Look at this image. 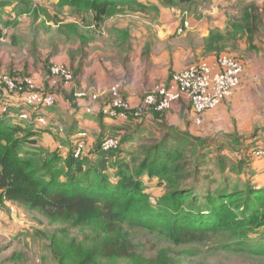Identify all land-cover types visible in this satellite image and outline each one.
Segmentation results:
<instances>
[{
  "label": "trees",
  "instance_id": "obj_1",
  "mask_svg": "<svg viewBox=\"0 0 264 264\" xmlns=\"http://www.w3.org/2000/svg\"><path fill=\"white\" fill-rule=\"evenodd\" d=\"M190 1L193 0H180L185 3ZM62 2L68 4L77 15L90 12L98 26H104L114 14L125 12L137 14L142 9L149 8L137 0H62ZM10 4L7 0H0V40L5 36V29L12 27V23L2 15L5 7ZM158 4L159 6L154 5L150 8L174 9L179 15L187 12L181 11L178 8L180 3L177 4L174 0H160ZM247 10L241 19L234 21L236 23H229L225 31H235L243 38L254 36L258 18ZM182 26L181 22L179 27ZM107 27L108 30L117 33L115 47L120 43L126 52L130 51L131 47L127 41L129 30L114 27L111 22ZM99 28L95 25V31ZM14 29L11 30L14 32ZM225 31L210 32L205 41L208 52L221 51L217 45L225 41ZM96 33L98 34L97 31ZM95 35L94 31L86 37L72 35L67 38L65 44L70 47L76 45L77 41L85 44L91 37L94 40ZM57 52L56 49L51 51L50 55L42 57L43 63L48 59L50 74L52 67L59 64L52 60L59 54ZM220 54H216L215 57ZM235 57L240 60L239 57ZM71 58L72 64H64L72 73L75 83L78 82L79 75L83 76L84 65L76 68L75 57ZM35 71H41V68L37 67ZM13 78L18 80L15 74ZM60 90L62 87L37 92L44 96H55L57 104L61 96L56 93ZM75 93L70 96L72 101L70 107L78 114L77 106H81V101L87 99L74 98ZM179 102L187 103L183 99ZM102 108L103 106L92 113H88L86 109L82 115L83 119L98 120L101 126L93 151L98 162L94 165L95 170L90 177L88 178L89 174H86L83 180L82 176L87 171L86 166L90 161L75 156L79 148L78 142L88 141L87 138L77 137L76 132L80 128L78 119L72 125L73 129L69 135L72 136L71 141L65 143L69 151L62 154L64 158L58 153H48L44 148L35 146L37 144L35 136L43 132L53 135L55 124L50 123L48 127L38 130L24 128L25 124L8 126L0 123V212L12 204L20 205L39 211L52 221L70 223L75 229H88L93 232V238L88 237L91 243L89 245L80 243L78 247H72L73 240L68 243L64 239L52 238L51 244L56 256L54 259L58 264H106L104 262L112 260L117 261L116 264L128 261L130 262L128 264H177L165 250L141 255L135 242L128 236L127 228H140L164 235L176 247L199 245L206 238L222 233L251 236L260 234L261 230L264 231V187H257L251 177L241 179L243 173L249 174V163L250 159L255 158L254 153L264 147L255 148L246 155L242 153L241 148L242 140L246 138L239 136L237 131L223 134L225 138L231 140L228 148L241 152L242 160L238 161V165L233 166L230 172H226L224 162L219 161V178L211 179L209 172L199 176L200 172L207 170L210 165L209 153L205 150L208 146L207 141L188 132L182 133L174 128H168L169 131L162 139L143 145L139 151H130L128 156L123 153V144L133 139L128 137L127 133L131 122L144 119L158 122L163 116H168L169 110L147 112L141 118L130 117L127 120H120V124L110 125L106 119L112 118L104 115L100 110ZM56 110H58L56 105L45 108L43 113L46 115H40L49 118L48 115H52ZM21 112L19 109L18 113ZM202 115L199 116L201 120ZM37 116L39 114L35 112L31 114L32 119ZM63 131L57 127L54 134L61 138L64 135ZM110 139L119 141L117 150L103 149L104 143ZM193 139L201 144L202 150L195 148L196 145L191 142ZM139 154L142 157L138 160ZM231 173L239 174L240 180L233 181L228 176ZM207 183L210 184L206 185ZM150 185L163 190L164 195L156 204L158 206L152 203L153 196L148 192ZM12 246V244L0 246V264H16L18 261L19 253L15 254V251L3 257L5 251L11 252ZM230 246L233 244L227 245ZM249 251L264 255V249L250 247Z\"/></svg>",
  "mask_w": 264,
  "mask_h": 264
},
{
  "label": "rangeland",
  "instance_id": "obj_2",
  "mask_svg": "<svg viewBox=\"0 0 264 264\" xmlns=\"http://www.w3.org/2000/svg\"><path fill=\"white\" fill-rule=\"evenodd\" d=\"M7 1L11 4L5 7L2 15L4 19L12 23V27L5 29V36L0 40V76L4 74L13 77V74H15V76H18L19 81H24L26 79L32 80L36 85V91L48 89L51 91L56 87H62V90H60L61 93H56L61 96V99H59L56 104L58 110L55 111V114L58 116V122H60L58 129L60 128V131L64 130V136L56 139L59 145L65 147V143L71 141L72 136H70V140H68V137L72 132V125L77 121V118L75 117L76 115H83V112H85L88 107H91L93 103H96L101 107L112 101V97L109 96L108 93L110 90H113V87L118 88L120 94L130 101L127 97L129 91L126 90V83L132 81L131 75L128 76V70H131L135 75V68L130 66L131 64H128L124 71L119 73L116 70L119 71L120 69H117L118 67L115 66V63L113 66H108L107 63H105L109 78L101 83H96L93 80H84L81 85L79 82L81 80L80 77L78 80L79 90L76 86L77 82L74 83L72 81L73 79L71 80L72 83L67 84L62 77L52 76L48 70V67H50L47 62L48 59L43 63L42 57L44 55H50L51 51H55L56 49L58 51L57 53L62 55L63 51L68 47L65 44L68 37H71L72 35L74 37H86V35L88 36L95 30V26L93 25L100 27L96 30L99 35V43L101 45L105 43L108 46L115 47L114 43L117 39V33L116 31L112 32L111 30H108L107 26L110 22L116 27L118 23H121L124 19L126 20L128 16V20L131 19L130 21L132 23V30L130 33L132 35L136 32V34H138V32L145 33V29H148L147 31L153 30L145 26L148 21H151L154 26H157L158 19H160L159 13H161L159 9L153 10L152 8H144L138 12L137 16L135 12L114 14L107 20L109 21L108 24L106 21L104 26H98L96 22L93 21V15L90 12L77 15L74 10L70 9L68 13H66L65 7L67 5L64 4L62 0H60V2L59 0H27L25 2H21L20 0ZM156 1L160 2V0ZM174 1H176L177 4L180 3V7L178 8L181 11H187L188 15H193L197 21H200V24L192 26L190 20H188L191 26L188 31H186V34H182L183 36L181 35L182 37L179 39L168 38V40H162L154 36L153 45L151 47V56H153L154 59H159L166 53L170 56L173 51L176 52L175 55H181L178 51L182 49L184 50L189 46V48L191 47L192 54L189 53L187 58L183 57L181 65L187 66V62L193 64L201 60L217 58L215 57L217 56L216 54L220 53V55H235L241 60L243 56H249L251 52H253V56L251 57L257 59V66H259L260 63L264 64V0H193L186 3L180 2V0ZM257 5H260L261 8ZM244 6L246 7L241 8ZM231 9L233 13L235 12L238 14L246 13V9H248V12L253 9L251 13L258 18L256 21V28L253 32L255 33L254 36L250 35L243 38L235 31H225L229 27V23L231 24L234 21L241 19L239 16L237 20H229L228 24L222 29L215 25L216 21H213L215 23L212 21H206L208 18L213 19L214 17H217L216 15L218 13V15L224 13L227 16L228 11H231ZM214 11H216V13H214ZM70 14H72L73 17ZM135 17H137V19H134ZM128 20H126V22H129ZM12 28H15L14 32L11 30ZM127 29H129V26ZM213 30L225 31V41H222L217 45L221 50L220 52H208L207 50L205 42L207 37H205L204 33L206 34L207 31ZM132 35H130L129 38H136ZM185 35L187 39L188 37L190 39L186 40ZM246 39L248 40L245 41ZM64 44L66 47H63ZM118 45L121 44H116V46ZM191 45L197 47V49L194 51V48ZM104 48L107 47L105 46ZM116 56L117 55H113L110 59L116 58ZM91 58L92 55L90 60ZM69 59L70 58L66 61H62V57H58L57 54L52 60L59 63L57 66L66 67L65 64H67ZM78 60L79 56L76 57V62ZM144 63L147 64L146 69L148 68L152 72L149 74L154 77L153 80L155 83L151 86L150 82H147V87H151L145 92H140L135 86L134 90L137 92L138 96H141L142 93L144 94H142L143 98H140L141 101L149 93H155L157 89L162 86L157 80L160 78V76H157L159 75L157 71L161 64H151L150 60H146ZM37 67H40L42 72L40 75L37 74L36 78L35 76L33 77V75L34 70L37 69ZM143 72L144 69L142 73ZM112 81L113 83H111ZM251 83L252 87L250 90L253 94L258 98L260 96L261 100H264V75L260 74L258 76H253ZM74 92H76L74 94L76 98L83 95L90 101H86L87 106L85 107L83 106V103L81 106H77L79 108L78 114H75L74 108L70 107V103L72 102L70 96H72ZM94 95L98 96V100L94 101ZM232 109L234 111V107H232ZM61 110H64L65 115V119H62L63 122H61L59 117V115H63ZM68 112L69 116H67ZM14 121L15 119L12 118H0V123L8 126H14ZM171 122L176 124V122L173 119L170 120L168 116H163V119L158 122L148 119L131 122L130 126H128L129 131L127 133L128 137H132L133 139L123 144V153H125V156H128V152L130 151H139L145 144H151L154 141L162 139L167 131H169L168 128H174L176 131L182 133L188 132L194 136H201L200 138L207 141L208 146L205 150L209 153L210 165L207 170H202L199 176L209 172L211 179L219 178V161H223L226 172H230V169L233 168V166L238 165V161L242 160L239 158L241 152H235V150L228 148V144H231V140L223 136V134L226 133L221 132L219 129H212V127L208 126L203 119L201 120L202 125L197 124L196 121L194 122L193 118H189L188 122L183 120L182 129L172 125ZM86 128H79L76 132L77 137L81 139L89 136L93 137L94 141H97L96 138L99 132L95 134L93 131L89 130L91 128L87 130ZM88 142H90V140ZM191 142L196 145L195 148L197 150H202V147H200L201 144L197 142L196 139H193ZM80 143L81 142L79 141L78 146ZM83 146L84 147L81 149L78 157H83L90 162L86 166L87 171L84 176H82V180L85 178L86 174H89L88 178L90 177L95 170L94 165H97L98 162L95 158L90 157L95 154L89 152L87 148L88 144L85 142ZM57 148L58 146H56V148H50L48 153H58L59 156L64 158V155L62 154L66 151L65 148ZM242 150H244L246 155L250 154L246 147L242 148ZM53 157L54 155L52 158ZM141 157V154L137 155L138 160ZM262 175L264 176V172ZM228 176L235 182L240 180L239 174L231 173ZM246 177H250V174L245 175L243 173L241 175L242 180H245ZM208 184L210 183H207L206 185ZM162 191L163 190L158 187L149 186L148 192L153 196V204L156 205L162 198L164 195ZM2 211L8 214L11 213L12 216L3 214V216L0 217V227H12V230L15 231V237L10 236L1 238L0 236V246H7L9 244L13 245L11 252L10 250L8 252L5 251L6 253H4L3 257L8 256L9 253L11 254L13 251H15V254L19 253L16 264H58L54 259L56 256L54 254V247H52L51 244L52 238L57 240L64 239L68 243L73 240L72 242H74V244H72V247H78L80 243L89 245L91 241L88 240V237L93 238L92 230L75 229L70 223L52 221L45 217L41 212L33 211L20 205L12 204ZM126 231L128 236L137 245L141 255H150V253L165 250L169 256L174 258L177 264H264V255H258L249 251L250 247L264 249L263 230L260 231V234L256 233L251 236H233L222 233L206 238L203 242L201 241L202 243L199 245L187 247H176L169 242L164 235L156 232H150L140 228H127ZM229 243L233 244V246L227 247ZM104 263L116 264L118 262L112 260ZM119 263L128 264L130 262Z\"/></svg>",
  "mask_w": 264,
  "mask_h": 264
},
{
  "label": "crops",
  "instance_id": "obj_3",
  "mask_svg": "<svg viewBox=\"0 0 264 264\" xmlns=\"http://www.w3.org/2000/svg\"><path fill=\"white\" fill-rule=\"evenodd\" d=\"M141 3H143L146 7H152L154 5L159 6L158 2L156 0H137ZM60 2V0H59ZM64 8L66 13L70 10V7L68 4ZM247 6V5H246ZM241 7V8H245ZM259 8H261L260 5ZM239 7V4H238ZM167 9V8H160L159 13V18L158 23L156 24L157 26H154L151 21H148L145 26L153 29L152 31H147L148 29H145L146 32H138V34L132 35L131 32V19L128 20V16L126 20L129 22H126L124 19L121 23H118L116 25L117 28L126 30L127 27L129 26V36L132 35L133 37H136L134 39L129 38L127 39L128 45L130 51L126 52L125 48L121 45L116 46V47H111L103 43L101 45L99 43V35L95 32V37L93 40V37L91 39L83 44L81 41H77L78 43L76 45H73V47H70L67 44V48L63 51V54L61 55L60 53L58 54V57H62L63 60H67V64H72L73 62L71 61V57L74 58V63L76 65V68L79 66H83V76L79 75V78L81 77V80L79 81L82 85L84 80H93L96 83H101L105 79L109 78V74L107 69L105 68L106 64L108 66H113L115 63V66L118 67L117 69H120L119 71L116 70L117 72L121 73L124 71L126 66L128 64H131L130 66H133L135 68V75L134 73L131 72V70H128V76L131 75L132 81L130 83H126V90L129 91V95H127L128 99H130V102L132 103L133 106L138 105L143 98V95L138 96L137 92L134 90L135 86L137 87L140 92H145L147 89H149L155 81L153 80L154 77L151 76L149 73H152L150 69H146L147 64L144 63L146 60H150L151 64H161V66L158 67L157 73L160 76L157 80L159 81V84L162 86L168 87L172 83V79L174 74L183 71L186 69L188 66L191 64L187 62V66L181 65V60L183 57L187 58L189 56V53H191V47L189 46L186 49L179 50L178 53H181V55H175L176 52L173 51L170 56L166 54H163V57L159 59H154L153 56H151V47L153 45V37H157L162 40H168V38L172 39H179L183 35L178 33V29L180 26V23L182 21V15L179 12H176L174 9ZM253 9L250 10L252 12ZM216 13V11H214ZM138 14V13H137ZM136 14V16H137ZM219 14V13H218ZM216 15L217 17L208 18L206 19L207 22H213L215 25L219 28H223L226 24H228L229 20H236L238 16L240 18L243 17L244 13H233L232 9L231 11H228V15L226 16L224 13H221L220 15ZM72 17L73 15L70 14ZM189 20L193 25L200 24V21H197L193 15H188ZM134 19H137L135 17ZM94 21V20H93ZM135 21V20H134ZM221 23H220V22ZM136 22V21H135ZM156 22V21H152ZM95 26V25H93ZM159 26V27H158ZM94 29V27H93ZM188 31V30H187ZM211 31H207L206 34L204 33L205 37H209ZM186 34V31L184 32ZM183 33V34H184ZM182 35V36H181ZM188 36V34H187ZM105 39V38H104ZM185 39L188 40L190 39L186 37ZM246 39L245 41H247ZM206 41V40H205ZM255 42V40H254ZM88 44V45H86ZM115 44V43H114ZM86 45V46H85ZM107 48H104V47ZM194 48V51L197 49V47L191 45ZM66 47V46H65ZM126 52V53H125ZM192 54V53H191ZM92 55V58L90 60V57ZM117 55L116 58H111V56ZM79 56V60L76 62V57ZM253 56V52L249 54V56H243L241 58L243 64L245 65V71L243 74V79H242V86L235 92V94L227 99L226 102H224L221 106L218 108L208 111L202 115V118L204 122L212 127V129H219L221 132H224L226 134L233 133L234 131L238 132V135L243 136V138H246L242 140L243 145L241 148L246 147L248 152L252 151L255 148L258 147H264V100H261L260 96L259 98L256 97L253 92L250 90L252 87V79L253 76L255 75H264V64L260 63L259 66H257L256 60ZM82 60V62L80 61ZM66 64V65H67ZM140 64V65H139ZM263 66V67H260ZM140 67V68H139ZM144 69V72L142 73ZM42 71L36 72L34 70V75L33 77L37 74H41ZM37 78V77H36ZM79 80V79H78ZM114 81V80H113ZM113 81L111 83H113ZM150 82L151 86L147 87L146 83ZM45 85V83H44ZM78 87V82L77 85ZM80 86V85H79ZM81 87V86H80ZM155 88V87H154ZM80 90V88L78 87ZM78 91V90H77ZM253 94V95H252ZM75 98V96H74ZM141 98V99H140ZM61 99V98H60ZM89 101V100H86ZM86 101H81L80 104L83 103V106H87ZM90 102V101H89ZM94 110H97L100 108L96 103L92 104ZM234 107V111L232 109ZM60 111V110H59ZM17 112V111H15ZM62 116L59 115L61 122L62 119H65L64 115V110H61ZM234 112V113H233ZM168 117L173 119L176 124L172 125L177 126L182 129L183 127V120H186L187 122L189 121V118H193L194 122L196 119V115L192 112L190 106L188 103L185 102H178L175 103L173 108L167 112ZM49 118L52 120V123L55 124L54 130L60 125V122H58V116L55 114V112H52V115H48ZM69 116V112L68 115ZM78 120L79 123L78 127L80 128H86L93 131L95 134L97 132H101V126L100 122L96 119H83L82 115L78 114L75 116ZM106 122H108L110 125L113 124H120V120L116 121L113 119H106ZM203 122V123H204ZM15 124V123H14ZM18 125H21L19 123ZM25 126V125H23ZM47 134V133H40L38 136H35V140L37 141V144L35 145L36 148H44L46 151H48L50 148H56L58 146L59 149L65 148L66 152L69 151L68 147H63L62 145H59V143L56 141L57 136L54 134ZM64 135H62L63 137ZM60 137V136H59ZM89 138V139H88ZM70 139V136L68 137ZM88 141L90 140V143L87 141V148L89 152L94 151V144L95 141L93 140V137H87ZM57 148V149H58ZM56 149V150H57ZM242 153H244V150H242ZM91 158H97L96 155L90 156ZM242 158V155L239 157ZM250 167L248 169L249 174L253 182L256 184L257 187L262 188L264 187V176L262 173L264 172V158H252L250 162ZM251 171V172H250ZM3 214L11 215L5 212H0V217L3 216ZM8 218V217H7ZM0 236L1 238L4 237H15V231L12 230V227L10 228H3L0 227Z\"/></svg>",
  "mask_w": 264,
  "mask_h": 264
},
{
  "label": "built area",
  "instance_id": "obj_4",
  "mask_svg": "<svg viewBox=\"0 0 264 264\" xmlns=\"http://www.w3.org/2000/svg\"><path fill=\"white\" fill-rule=\"evenodd\" d=\"M187 16V12L182 14L183 26L179 27V34H183L191 26ZM244 71L245 67L241 60L230 54H222L217 58L193 63L183 71L174 74L172 83L168 87H159L155 93H149L135 106L120 94L118 88L113 87V90L108 93L112 101L100 110L109 118L127 120L130 117L141 118L147 112L158 113L171 110L175 103L183 99L196 115L197 124H201L200 115L221 106L241 87ZM51 72L54 77H62L67 84L73 81L72 73L65 66L55 65ZM35 86L29 79L19 81L12 76L1 75L0 118L15 119L13 123L25 124L24 128L40 130L48 127L52 120L43 112L45 108L55 107L57 100L53 95L44 96L35 91ZM82 96L77 97L85 98ZM97 98L98 96L94 95V101L98 100ZM19 109L22 110L21 113H18ZM93 110V106L87 108L88 113H92ZM33 112L39 116L32 119ZM84 143L85 141L79 144L76 157L80 155ZM118 147L119 141L113 139L106 141L103 145L105 151ZM254 157L264 158V148L257 150Z\"/></svg>",
  "mask_w": 264,
  "mask_h": 264
}]
</instances>
